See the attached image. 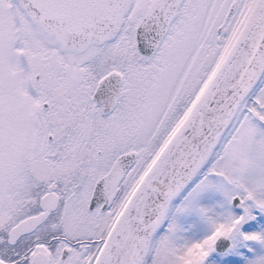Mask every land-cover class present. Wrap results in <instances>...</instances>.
Masks as SVG:
<instances>
[{
  "label": "snow or ice",
  "instance_id": "obj_1",
  "mask_svg": "<svg viewBox=\"0 0 264 264\" xmlns=\"http://www.w3.org/2000/svg\"><path fill=\"white\" fill-rule=\"evenodd\" d=\"M0 264H264V0H0Z\"/></svg>",
  "mask_w": 264,
  "mask_h": 264
}]
</instances>
